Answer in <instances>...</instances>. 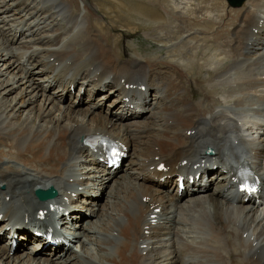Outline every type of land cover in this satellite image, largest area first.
Returning a JSON list of instances; mask_svg holds the SVG:
<instances>
[{
  "label": "bare ground",
  "instance_id": "bare-ground-1",
  "mask_svg": "<svg viewBox=\"0 0 264 264\" xmlns=\"http://www.w3.org/2000/svg\"><path fill=\"white\" fill-rule=\"evenodd\" d=\"M220 1L79 0L77 9L78 0H34V5L20 10L27 0H16L12 6L0 0V17L12 16V23L7 28L0 23V59L7 68L3 72L0 67V184L6 185L0 189V207L5 205L3 198L9 195V206L3 211L6 221H0V229L17 222L13 229L15 233L18 227L23 228L32 220L31 214L35 216L36 211H25L36 204L30 194L33 185L28 182L29 177L52 181L51 175L61 177V164L76 154L74 138L80 134L103 131L120 137L130 144L140 168L155 167L156 163L163 162L168 173H197L206 169L212 157L202 156L201 147L205 149L211 145L217 154H221V145H227L230 138L231 141L240 139L247 145L240 135L242 119L230 117L219 108L224 106L225 99L236 111H241L244 106L252 109L253 102L248 94L258 98V103L264 101L259 89L260 86L264 88L262 72L253 70L251 64L245 70H238L244 65L238 64L243 56L241 45L248 38L252 39L251 49L260 51L262 48L257 34L264 40V4L263 0H246L239 8L228 9ZM104 7L106 11H103ZM101 12L105 14L104 21L110 24L123 20L126 26H134L132 30L140 28L147 34L153 30L149 35L159 44V49L141 53L134 41L117 44L110 40L106 45L100 44L97 27H101ZM18 13L21 15L17 16ZM229 27L238 28L231 40L226 32ZM255 28L256 33L253 32ZM112 29H106L109 37ZM27 32L30 38L26 37ZM23 34L22 40H26V44L15 47L14 42ZM122 52L128 56L127 66H110L114 56L122 57L119 56ZM40 61L42 68L36 66ZM257 61L264 65V59ZM164 62L162 74L171 75L172 80L166 83L159 77L154 98V101L158 99V104L153 105L154 115L159 113L162 123L150 129L147 139L141 142H137L132 132L131 120H121L125 122L126 132L119 135L122 127L113 123L114 115L90 112L86 107H78L73 100L69 106H56L51 95L45 94L57 77L63 89L82 77L87 79L86 84L93 86L108 77L110 67L120 74L128 70L125 77L132 78L141 72L146 75L148 67ZM55 63H58L57 67ZM8 70L13 71L8 73ZM93 70L98 74L91 80L89 74ZM204 71L207 75H202ZM53 73L56 74L51 75ZM150 87L148 84V89ZM12 91H16L15 95L9 97ZM28 92H34L29 101L24 99ZM93 93V90L89 91L90 95ZM168 97L170 100L166 105ZM152 102L141 97L137 99V104L143 108ZM253 110L257 113L255 117L264 122L260 117L262 110L259 107ZM204 121L215 131V138L208 142L198 140L204 133L199 124ZM255 125V129L263 134L250 146L256 149L250 158L253 168L259 171L264 169V125ZM151 131L155 132L149 135ZM230 131L235 132L231 137ZM230 152L233 154L234 150L230 149ZM163 174L154 170L136 173L135 180L128 176L118 178L121 189L118 187L114 193V204L102 227L99 225L111 203L108 200L104 202L105 207L101 205V213L90 221L91 230L95 229L97 233L80 227L85 239L94 247H89L83 240L80 253L68 249L47 257L40 255L44 254L42 249L32 255L18 254L23 242L18 241L14 249L7 242V246L0 245V264H264L263 196L262 211L250 198L247 204L232 205L222 199V191L205 194L212 179L207 182L208 178L204 180V176L197 180L205 186L204 192L189 193L185 189L178 195L175 190L166 188L169 180L164 183L157 180ZM69 195L68 191H61L59 200ZM184 195L188 199L182 201ZM144 200L153 204L152 208L161 206L167 218L166 225L154 237L156 242H153L150 226L142 215L146 207ZM173 201L175 205L169 207ZM13 207L20 209L19 219L14 218ZM77 216L75 214L74 218ZM60 220L64 221V217Z\"/></svg>",
  "mask_w": 264,
  "mask_h": 264
},
{
  "label": "rangeland",
  "instance_id": "rangeland-1",
  "mask_svg": "<svg viewBox=\"0 0 264 264\" xmlns=\"http://www.w3.org/2000/svg\"><path fill=\"white\" fill-rule=\"evenodd\" d=\"M16 1V0H15ZM15 1H13V3H15ZM5 2H7L10 6H12V0H5ZM93 3H95V1H93ZM0 4H1V2H0ZM76 5H77V9H78V6H79V0H78V2L76 3ZM226 6V5H225ZM1 7V6H0ZM22 8H20V10H21ZM97 10L99 11L100 9L99 8H97ZM101 11V10H100ZM103 11H106V7H104L103 8ZM14 13V12H13ZM100 14H102L103 15V19L105 20V14L104 13H100ZM17 16H19V15H21L20 13H18V14H16ZM105 17V18H104ZM4 16H1L0 17V23L2 24V27H4V28H7L8 27V25L10 24V23H12V16L11 17H8V18H5ZM10 18V19H9ZM117 21H120V20H115L114 22H112L111 24L110 23H108V21L106 20V22L105 21H100L101 22V27L99 28V27H97V30L99 31V36L101 37V40H99L98 42L100 43V44H103V45H106V43H108L110 40H112L113 42H115V43H117V44H122L123 42H132L133 40L135 41L134 43H136L137 44V40L139 39L141 42L143 41V45H142V47L144 48V50H150L152 47H155V46H157V44L156 43H154V42H156V41H154L153 39H152V37L149 35V34H153V30H150L149 31V34H147L146 32H144V30L143 29H140V28H136L135 30H132V28L134 27V26H132L131 24H128L127 26H126V24H124V21L123 20H121L120 22H117ZM0 24V25H1ZM6 24V25H5ZM93 25V24H92ZM108 27H112L113 28V31L115 32V33H119L118 34V38L117 37H113V36H111V37H109L108 36V34L106 33V29L108 28ZM125 28H126V30H125ZM45 29H47V28H45ZM86 30L89 32V34L91 35V32L86 28ZM124 31L126 32V34L130 37H126V36H124ZM37 37H40V35H36ZM18 38H19V36H18ZM17 38V40L14 42V46L15 47H22L24 44H26V40L25 41H23L22 39L23 38H25L24 37V34L23 35H21L20 36V38L18 39ZM133 39V40H132ZM139 45V44H138ZM257 45H255V47H256ZM119 56H121V54L119 55ZM3 58H7V57H3ZM127 58V57H126ZM53 59V58H52ZM36 60H39L38 58L36 59ZM51 61V60H50ZM14 63V62H13ZM38 63H40V65H41V67L40 68H42L43 67V62H38ZM34 65V64H33ZM13 66H16L15 65V63L13 64ZM0 67H3L1 70H3V72H6L7 71V68H6V66H4L3 65V61L0 59ZM112 68V67H111ZM37 70H39V69H37ZM37 70H35V71H37ZM11 71H13V70H8V73H11ZM1 78H2V80H4L3 78H4V75H1ZM35 81H38V80H35ZM42 81H44V80H42ZM9 87H11V85H9ZM15 92L16 91H12V93L11 94H8L9 95V97H11V96H13V95H15ZM32 95H34V92H28L27 94H25L24 95V99H26L27 101H29V99H30V97L32 96ZM34 99L33 100H36V98L35 97H33ZM39 99H41V98H39ZM161 98H159V100H160ZM38 102V101H37ZM123 104V103H122ZM71 107V106H70ZM24 108H29V107H24ZM81 108H77L76 110H79V111H82V110H80ZM84 110V109H83ZM23 112H24V110H22ZM20 113V112H19ZM23 114V113H22ZM27 115V114H26ZM25 115V116H26ZM102 115H104V114H102ZM24 116V117H25ZM117 185H118V187L120 188V185H119V179H118V181L117 182H115ZM122 187V186H121ZM121 189V188H120ZM114 201L115 200H113L111 203H110V205H109V207L106 209V211H105V216L103 217V219H102V224H100L99 225V228L100 227H102V225L104 224V222L106 221V218H107V213H108V211H109V208L114 204ZM103 205H104V207H105V203H102ZM101 213V212H100ZM2 223V222H1ZM0 223V224H1ZM91 237V236H90ZM113 239L115 240V241H118V238H116V237H113ZM6 245V244H5ZM7 246V245H6ZM11 255V254H10ZM17 256H20V255H17Z\"/></svg>",
  "mask_w": 264,
  "mask_h": 264
}]
</instances>
